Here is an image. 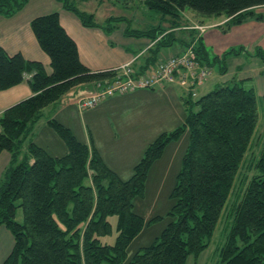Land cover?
<instances>
[{
	"label": "trees",
	"instance_id": "obj_1",
	"mask_svg": "<svg viewBox=\"0 0 264 264\" xmlns=\"http://www.w3.org/2000/svg\"><path fill=\"white\" fill-rule=\"evenodd\" d=\"M29 1L0 0V16H14ZM56 1L87 28L110 34L123 22L122 17H111L99 23L94 13L81 10L72 0ZM144 2L161 14V22L146 31L128 27L126 33L151 38L156 50L175 38L174 30L182 26L187 9L202 19L228 18L225 30L264 20L256 13L264 0ZM165 22L170 24L168 29ZM31 28L51 60L50 74L41 62L10 55L0 47V91L22 84L28 75L32 91L0 116V155L6 151L12 156L0 184V226L14 237L3 264H187L190 256L198 257L210 246L259 123L256 91L234 82L217 86L195 102L187 100L185 123L160 134L125 180L104 162L95 146L78 140L56 119L48 125L66 146L64 155L54 156L30 141L46 108L78 86H95L117 75L115 69L92 72L81 62L77 43L62 26L59 12L35 17ZM238 52L233 49L224 56ZM196 53L201 65L208 63L202 42ZM257 55L264 62V51L258 50ZM185 133L189 144L172 192L170 221L160 237L130 258V246L146 226L145 218L135 211V200L145 196L151 168L166 147ZM255 169L231 212L233 225L221 249L223 264H264V143ZM19 209L22 223L17 221ZM111 217L117 218L115 226ZM114 232V243H104Z\"/></svg>",
	"mask_w": 264,
	"mask_h": 264
},
{
	"label": "crops",
	"instance_id": "obj_2",
	"mask_svg": "<svg viewBox=\"0 0 264 264\" xmlns=\"http://www.w3.org/2000/svg\"><path fill=\"white\" fill-rule=\"evenodd\" d=\"M73 2H76L83 11L90 9L85 5L86 0H73ZM98 4L102 5V1ZM52 12L60 13L62 26L77 43L81 62L92 72L114 70L132 60H135V69L142 72L146 67L154 66L159 61L182 55L191 43L195 46L198 42H202L209 59L208 63L203 64L210 72L217 70L216 66L219 65L220 79L211 83L212 79L209 77L195 88L197 93L195 98L199 97L201 89L209 93L221 82L222 84L239 82L247 89L253 88L259 101L264 100V62L260 56L252 55L258 50L264 51V20H250L225 30L228 18L202 19L194 13L187 14L188 12L185 11L182 26L174 30L175 38L168 39L167 46L156 50L151 38L132 36L121 26L110 34L101 28L84 27L75 14L66 10L63 4L56 0H30L26 7L14 16H0V47L10 55L21 54L26 60L41 62L50 74L51 60L39 46L31 22L37 16ZM87 12L94 13L97 21L103 23L99 20L97 11ZM256 13L264 15V6L258 7ZM110 17L115 16H109L104 21ZM233 49H240V52L224 56ZM30 77L28 75L22 84L0 91V116L8 108L32 95L28 83ZM94 89V85L78 86L67 93L59 103L46 108L44 117L34 127L30 141L35 131L39 129H44L49 135L55 136L53 134L55 131L49 127L48 121L56 119L70 128L78 140L95 146L104 162L125 180L132 176L134 166L142 159L146 148L160 134L174 131L185 123L189 105L184 95L194 98L186 86L174 83L163 88L142 89L112 96L97 107L84 111H80L74 101L69 100L73 96L91 93ZM187 137L188 133H185L181 138L186 141ZM108 138L110 140L121 138L124 141L121 147L116 144L108 147L106 145L110 141ZM181 138L175 142L180 141ZM32 142L47 150L37 140ZM53 142L59 147L61 155L67 152L62 140L56 139ZM173 142L166 147L163 157L156 161L153 167L165 160L166 152L173 146ZM172 152L177 151L173 149ZM11 159L9 152L5 151L0 155V184ZM173 159L171 156L170 164L174 163ZM10 235L13 237L6 227L0 226V239L4 237L10 240ZM3 245L0 240V249H3ZM8 256L3 258L4 260L1 259L0 261L3 262L0 264H3Z\"/></svg>",
	"mask_w": 264,
	"mask_h": 264
},
{
	"label": "rangeland",
	"instance_id": "obj_3",
	"mask_svg": "<svg viewBox=\"0 0 264 264\" xmlns=\"http://www.w3.org/2000/svg\"><path fill=\"white\" fill-rule=\"evenodd\" d=\"M86 1V7H90V9H87V11H97V16L99 15V20L101 22H105L106 20L104 21V19L108 18L109 16L122 17L123 22L119 23V26L124 27L125 29L129 27V29L132 30L144 31L148 30L151 27H157L162 20L161 14L156 11L150 10L145 4L144 0ZM100 1H102V5L98 4ZM75 4L78 5L76 2ZM187 12V14H197L190 9H187ZM163 26L164 28L168 29L170 24L169 22H165ZM189 46L194 47V49L196 50L197 44H195L194 46L193 43H191L189 44ZM190 47H187L186 51H188ZM257 54L258 51L252 55L254 56ZM216 60H218V58H216ZM216 68L217 70L215 69V71L210 72L211 75L209 77L210 79H212L211 83L217 82V80L220 79L219 65L216 66ZM220 85H222V82L220 83ZM216 88L217 87H214V89ZM206 94L208 93H206L204 89H201L198 98ZM184 97L187 100L192 99L193 102L198 99L191 98L188 95H184ZM259 114V123L251 141L250 148L246 154L239 176L237 177V180L235 182L233 192L225 209L223 210L221 219L217 225L210 246L198 257L190 256L187 264H223L221 259V249L224 246L233 225V217L231 216V212L234 208V205H236V203L242 197L246 189L248 179H250L256 173L255 163L262 151L264 143V100L259 101ZM35 132V135L32 136V141L37 140L38 142L43 144V146H45L47 150H49V152L54 156L62 154L58 149L59 147H56V143L53 142L56 141V139H59V141H61L55 132H53L55 136L49 135V133L44 129H39ZM123 141L124 139L121 138H113V140L108 141L106 145L110 147L113 144H116L121 147ZM173 143V146L166 152L167 154L165 160H162L161 162L156 164L150 171L147 180L145 196L135 200V211L145 218L146 226L143 233L137 239H135V242L130 247V258L143 246L152 244L156 240V238L160 237L162 231L170 221L171 216H169V213L171 212L175 202L172 198V192L176 186L177 175L182 167L181 163L186 148L189 144V138L187 137L186 141L181 138L180 141H174ZM173 149H176L177 152H172ZM171 156L174 158V163L172 164H170L169 162ZM156 217H159V220L153 221V219ZM109 220L114 226L116 225V217H111L109 218ZM17 221L19 223L23 222V212L21 209L18 210ZM116 236L117 233L114 232L112 236L105 237L103 239V242L114 243ZM6 239L4 237L0 239L4 244L3 249H0V260L6 258V256H8V254H10L12 250L14 241L13 237L10 235V240ZM3 260L0 262H3Z\"/></svg>",
	"mask_w": 264,
	"mask_h": 264
},
{
	"label": "built area",
	"instance_id": "obj_4",
	"mask_svg": "<svg viewBox=\"0 0 264 264\" xmlns=\"http://www.w3.org/2000/svg\"><path fill=\"white\" fill-rule=\"evenodd\" d=\"M134 61L115 69L117 75L110 81L97 83L91 93L73 96L69 100H73L79 110L84 111L97 107L112 96L142 89L163 88L174 83L186 86L197 97L196 86L204 83L211 74L209 68L199 62L194 47L182 55L159 61L142 72L135 69Z\"/></svg>",
	"mask_w": 264,
	"mask_h": 264
}]
</instances>
